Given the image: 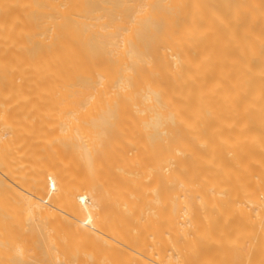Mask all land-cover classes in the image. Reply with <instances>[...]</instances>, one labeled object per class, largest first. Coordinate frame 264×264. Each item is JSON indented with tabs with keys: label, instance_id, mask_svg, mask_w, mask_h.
Masks as SVG:
<instances>
[{
	"label": "bare ground",
	"instance_id": "bare-ground-1",
	"mask_svg": "<svg viewBox=\"0 0 264 264\" xmlns=\"http://www.w3.org/2000/svg\"><path fill=\"white\" fill-rule=\"evenodd\" d=\"M0 264H264V0H0Z\"/></svg>",
	"mask_w": 264,
	"mask_h": 264
}]
</instances>
